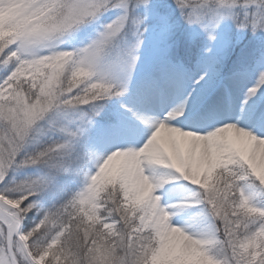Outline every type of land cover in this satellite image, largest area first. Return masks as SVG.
I'll list each match as a JSON object with an SVG mask.
<instances>
[{
  "label": "snow or ice",
  "instance_id": "obj_1",
  "mask_svg": "<svg viewBox=\"0 0 264 264\" xmlns=\"http://www.w3.org/2000/svg\"><path fill=\"white\" fill-rule=\"evenodd\" d=\"M0 264H264V0H0Z\"/></svg>",
  "mask_w": 264,
  "mask_h": 264
}]
</instances>
